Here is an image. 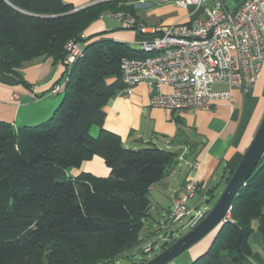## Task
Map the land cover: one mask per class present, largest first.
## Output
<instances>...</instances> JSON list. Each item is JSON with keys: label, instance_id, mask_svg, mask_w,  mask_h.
<instances>
[{"label": "trees", "instance_id": "trees-1", "mask_svg": "<svg viewBox=\"0 0 264 264\" xmlns=\"http://www.w3.org/2000/svg\"><path fill=\"white\" fill-rule=\"evenodd\" d=\"M131 10L124 1L75 10L60 0H0V78L11 76L30 89L21 75L26 63L39 57L61 63L69 41L84 49L48 121L19 129L0 121V264H115L129 260L125 253L138 245L150 209V186L163 179L174 155L153 147L126 149L104 129L102 109L122 90L119 61L146 55L95 39L100 34L83 38L103 14L134 17ZM110 79L114 83L107 84ZM93 126L99 128L95 138L89 135ZM94 156L109 169L107 177L68 175ZM263 210L264 155L232 203L230 221L191 264H222V255L237 263L252 255L255 221L264 255Z\"/></svg>", "mask_w": 264, "mask_h": 264}, {"label": "crops", "instance_id": "crops-1", "mask_svg": "<svg viewBox=\"0 0 264 264\" xmlns=\"http://www.w3.org/2000/svg\"><path fill=\"white\" fill-rule=\"evenodd\" d=\"M60 1L80 10L101 0ZM222 2L228 9H235L243 0ZM127 4L131 6L134 17L148 32L186 22L190 15L201 17L199 11L191 7L180 9L173 0H144L142 3ZM96 34L100 36L95 39H110L134 50H138L142 41L152 38L151 34L141 35L135 30H123L117 19L107 16L90 24L84 31L83 38ZM64 72L65 67L62 64L52 58L39 57L26 63L21 70L22 78L30 89L17 84L15 78L2 75L0 121L9 124L13 129L36 126L48 121L60 105L63 94L50 95L47 94V89L59 82ZM114 81L107 80V84ZM32 94L37 98L32 99ZM14 95L18 96L16 102L12 101ZM232 97L231 105L219 103L210 110L173 111L151 107L148 90L140 85L135 87L129 96H124L118 91L103 107L105 120L102 126L106 131L117 135L124 148L137 150L153 147L174 155L173 164L163 179L150 186V207L155 204L167 215L172 197L187 179H193L199 183V187L189 199L188 205L197 212L212 208L226 186L228 174L238 166L262 120L264 72L250 90H233ZM98 134V127L90 128L91 137L95 138ZM197 160L200 163L199 168L192 170ZM103 163L101 158L94 156L79 164V167L70 168L67 173L71 178L81 174L105 178L109 175V169ZM209 190L213 191L211 197L207 195ZM207 200H210L209 204H206ZM200 203L203 205L201 208ZM257 224V221L252 223L254 231L249 238L252 255L240 259L237 263L229 260L227 255H222V264H264L262 237L258 234ZM169 229L167 226L160 227L161 232L158 235H161V244L176 238V231ZM217 229L169 264H191L209 248ZM144 249L152 251L153 245L147 244ZM130 250L125 256L132 254ZM118 263L119 260L115 264Z\"/></svg>", "mask_w": 264, "mask_h": 264}, {"label": "built area", "instance_id": "built-area-1", "mask_svg": "<svg viewBox=\"0 0 264 264\" xmlns=\"http://www.w3.org/2000/svg\"><path fill=\"white\" fill-rule=\"evenodd\" d=\"M142 3L144 0H101ZM166 1V0H164ZM180 9L194 8L201 17L190 15L183 23L148 32L135 17L124 12H107L102 17L119 21L123 30H135L152 38L142 41L141 58H122L119 64L121 94L129 96L143 85L149 93V105L168 110H210L219 103L231 105L232 91L250 90L264 72V0H243L235 9L222 0H173ZM63 78L47 89L61 95L68 84L73 64L83 58V45L69 41L64 46ZM224 86V87H223ZM32 99L37 96L32 94ZM18 101V96H12ZM198 160L192 170H198ZM199 183L187 179L172 197L167 214L171 223L200 214L188 205ZM230 221L229 212L224 223ZM189 223V224H190Z\"/></svg>", "mask_w": 264, "mask_h": 264}, {"label": "water", "instance_id": "water-1", "mask_svg": "<svg viewBox=\"0 0 264 264\" xmlns=\"http://www.w3.org/2000/svg\"><path fill=\"white\" fill-rule=\"evenodd\" d=\"M248 145L238 166L232 172L212 208L200 212L199 216L190 223L189 230L184 235L166 241L167 246L163 250L149 261L141 264H169L206 235L224 224V219L240 189L264 155V114L252 141ZM209 202L210 200H207L206 204Z\"/></svg>", "mask_w": 264, "mask_h": 264}, {"label": "rangeland", "instance_id": "rangeland-1", "mask_svg": "<svg viewBox=\"0 0 264 264\" xmlns=\"http://www.w3.org/2000/svg\"><path fill=\"white\" fill-rule=\"evenodd\" d=\"M150 199L151 197L149 198V200ZM202 206V203H200L199 207L201 208ZM148 213L149 217L144 221V227L141 229L137 237L139 239V244L130 250L132 254H130L129 260L126 258H121L118 264L145 263L152 259L157 253H159L161 251V235H158V233L161 232V226H167L171 230H174V232L176 231V238L181 235H184L189 230L190 217H187L178 223H171L168 220L166 213H164L163 210L155 204H152ZM142 240L143 242H141ZM147 244L153 245L152 251L150 250L149 252L147 251L143 255H140V250L146 248Z\"/></svg>", "mask_w": 264, "mask_h": 264}]
</instances>
